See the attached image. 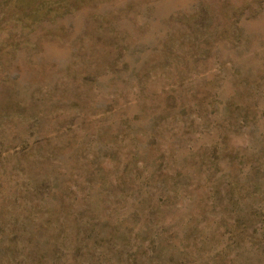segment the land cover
I'll use <instances>...</instances> for the list:
<instances>
[{"label":"rangeland","instance_id":"obj_1","mask_svg":"<svg viewBox=\"0 0 264 264\" xmlns=\"http://www.w3.org/2000/svg\"><path fill=\"white\" fill-rule=\"evenodd\" d=\"M0 264H264V0H0Z\"/></svg>","mask_w":264,"mask_h":264}]
</instances>
